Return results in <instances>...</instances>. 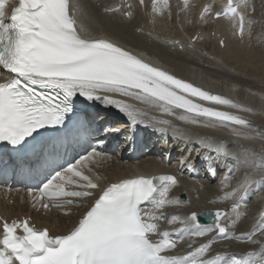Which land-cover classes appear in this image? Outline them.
<instances>
[{
	"label": "snow or ice",
	"instance_id": "1",
	"mask_svg": "<svg viewBox=\"0 0 264 264\" xmlns=\"http://www.w3.org/2000/svg\"><path fill=\"white\" fill-rule=\"evenodd\" d=\"M9 2L0 0V141L26 157V150L31 148L32 156L25 163L38 173H46L38 196L30 193L34 203L47 210L84 208L79 201L91 202L66 234L50 235L47 229L30 226L28 220L4 221L0 264H264V243L254 239L257 232L264 235V212L251 232L234 235L230 229L242 215L239 204L232 209L235 219L218 210L210 225L200 224V214L196 212L188 217L157 214L165 206L181 203L168 199V193L178 184L174 175H137L101 186V177L90 165L102 159L103 153L93 150L66 168L59 164L61 149L84 140L90 126L78 120L72 128L66 124L69 114L78 111L73 99L77 96L116 108L131 127L171 122L151 117L154 124H150L144 119L147 113L116 97H129L159 108L188 124L228 128L245 138H250L249 131H259L249 120L201 102L248 109L152 66L109 40L84 38L77 29L76 8L70 0H16L17 6L6 19ZM157 2L152 0L154 12L160 11ZM210 12L211 6L205 5L201 19ZM124 15L130 17L131 12ZM221 16L230 19L234 27L238 18L237 34L243 37L245 17L233 0H227L223 11L215 13V18ZM252 23L248 21L249 27ZM220 45L223 47L224 41ZM59 126H64L63 130ZM48 128L62 134L46 137V133L38 131ZM173 136L185 138L174 127ZM198 142L212 144L204 138ZM214 150L223 152L225 145L221 142ZM258 167L264 169V160ZM250 180L245 176L225 198L245 189ZM259 183L264 185V176ZM144 204L152 208L146 211ZM222 217L227 223L222 222ZM161 220L170 225L178 222L183 227L160 231L157 222ZM209 233L215 234L197 247L189 244L191 250L186 254H165L175 250L185 236L198 238ZM153 236L160 238L153 240ZM233 239L260 244V250L240 258L228 253L207 258L218 240Z\"/></svg>",
	"mask_w": 264,
	"mask_h": 264
},
{
	"label": "bare ground",
	"instance_id": "2",
	"mask_svg": "<svg viewBox=\"0 0 264 264\" xmlns=\"http://www.w3.org/2000/svg\"><path fill=\"white\" fill-rule=\"evenodd\" d=\"M103 1L105 3L108 2V0H103ZM130 1L132 2V5H130V9L132 11V16L128 20L124 19V17L122 16L121 23L120 22H113L114 27H117L118 28V29L115 28L114 31L112 30V35L114 37H116L117 39H119V41L117 43H115V44H117L120 47L126 49L127 51H129L130 53L136 55L137 57H139V51L136 49L137 47L138 48L139 47H144V48L147 47V49L153 48V49L158 50L160 52L161 56L167 57V58H164V60H163L166 65L162 62L163 63V66L164 67L166 66V70L167 71H170L176 77L178 76L180 78L186 79L187 82H190L189 81V78H191L190 76L195 77L197 75V73L200 72V70L203 71V72H205L207 74L206 75V78L209 77L211 74H212V76L221 77V76H217L214 73H212L213 71L222 72L221 74H225V75H230V76L233 75V76H236V74L232 73L231 71H228L229 69L227 70V69H224V68H222L220 66L221 63H219V57L218 56H224V55L230 54L232 52V48H234V49L239 48V49H243L245 51H247V50L249 51L251 49L256 51V49H260V47H262L264 49V46H263V44H264V32L261 29L257 28V25H261L263 23L262 22L259 23V22L252 21L254 23L251 24V27H249V24H248V13H247V11H248V9L250 10V8H251L250 5L252 3V0H246V2L244 0L243 1V4L241 5L242 11H243L244 16H245L244 35H243V37H240L241 40H237V41L234 40V35H235V32H236L237 24H236V27H234L233 26V23H232V21L230 19L220 18L215 23V29H214V31L216 30V39L215 40L218 42L217 35H220V37H223L224 38V42L226 43V44H224L223 48H220V47H218L217 43H215V41H211L210 40V44L213 45L214 47L216 46L215 47L216 49H213L214 50V53H216L218 55V56L216 54L214 55L216 57L215 59H212L211 56H210L211 58H209L208 56H201V55H199L200 52L198 53L196 51V49L194 47V44L191 43V41H190V39L193 37V35L198 31L197 29H200L201 32H202V35H200V37L198 38V41L201 40V38L204 35L203 31H205V30H202L199 27L201 26V23L203 24L206 16L203 19H200L201 21L197 25L198 28H196L195 30H194V28H192L195 23H193V22L191 24H188V23H189L190 19H193L195 21H196V19H198L197 16H198L201 8L205 4H208V2H206V0H204V1L202 0L200 2H198V0H185V2H180L179 0H176V2H175L176 3V7L180 9V14H179V18L180 19H179V22L185 23L183 30L186 29V31H184V32H186L185 35H188L187 41H189V43H191L193 45V47H194V49H192V50H190L188 48V45H186L185 42L180 41V43H178L177 46H171V45H168L166 43H167V41L169 42L172 39H169L168 40V38H167L166 41H160V39L158 40V38H156L154 34L153 35H148L147 32L149 31V29H147L144 26V24L142 23V20L141 19H138V16H140V8H139V6L136 5V0H130ZM216 1H217V5L216 6H221L223 4V2H224V0H216ZM258 1L259 0H257V2ZM76 2L79 5L80 2H78V1H76ZM82 2L83 3L87 2V4H90L91 3V2L89 3L88 0H81V3ZM162 2H163V0H159L157 2V7H159L161 4L165 6V4H163ZM194 2H198V4H197V6H198L197 10L198 11H195V9L192 6V4ZM128 4H129V2H128ZM172 4L174 5V2ZM98 5H100V4H98ZM168 7H170V6H168ZM102 8H103V6H102ZM167 8H165V9H167ZM162 9H163V7H162ZM171 9H172V7H171ZM172 11L175 12V10H172ZM245 12H246V14H245ZM95 14H97V13H95ZM163 14H164V12H163ZM173 15H174V13H173ZM104 16H108V15H104ZM111 16H117V14H113ZM156 16H158V14ZM172 18H173V16H172ZM174 25L176 26V23H174ZM163 26H166V25H163ZM123 27H126L127 29H130V30L129 31H126V30L123 31V29H122ZM187 27L189 29H187ZM137 29H141L140 30V33H136ZM210 29H212V28H210ZM180 32L182 33V31H180ZM180 32L177 33V34H180ZM166 35H168V33ZM183 35H184V33H183ZM262 36H263V40H261L262 39ZM177 37H178V35L175 36L173 38V40L174 39H177ZM214 37H215V35H214ZM149 38L152 39V42H150V44L148 46H146L147 44H144V43H148ZM140 40H143L142 42H144V43L140 42ZM201 41L203 42V38H202ZM201 41H199V42H201ZM171 42H173V41H171ZM197 42H196V44H197ZM131 45H134V47L131 46ZM179 45L183 46V51H180L179 50V48H178ZM213 46H212V48H213ZM173 48H175V50H173ZM263 52H264V50H263ZM180 53H183V55H185V57H182L180 55ZM154 54H157V53H154ZM188 54H190L189 57H187ZM209 54H212L211 51H210ZM191 55H195V57H194L195 59H193L191 57ZM203 55H205V54H203ZM263 55H264V53H263ZM196 58H198V59L201 60L200 66L198 65V68L197 67L196 68L195 67H192V65L198 64L199 61H200V60L199 61H196L197 60ZM176 61H183L185 63L184 64L177 65L176 63H174ZM262 61H264V60H262ZM181 66L182 67H185L186 69L185 68H182ZM171 67H173L174 69L171 68ZM191 68L196 69V71H193ZM233 71H235V70H233ZM206 90H208L211 94H218V91H219L218 88H209V87L206 88ZM118 99H120V98H118ZM241 105L246 107V105H244V104H241ZM242 106H240L242 109H246V108H244ZM99 109L102 110V108H99ZM150 109L153 110V111L156 110V108L155 107H152V106L150 107ZM233 110L235 112L239 113V114H242V113L246 112V111H240V110H237V109H233ZM141 111H143V110H141ZM151 117H153V115H151V113H147L146 119L150 121V118ZM247 118H248V116H247ZM250 119H251V117H250ZM254 121H255V119H254ZM150 123H154V122L150 121ZM251 123L253 125H255L256 129L259 130L258 132H256V131H253V132L259 133L260 137L263 138V139H261V138H259V139L264 140V131L262 129H260L255 123H253V122H251ZM180 126L181 127L175 126L174 128L179 129L180 132L183 133V134L187 133L188 130H190L189 132H190L191 135H193L197 131H200V129H207V128H209V127H203V126H194V127L193 126H183V125H180ZM217 129H219L220 130V133H222V134H225L227 132L228 133H231V134L233 133L228 128H217ZM210 130H212V129H210ZM219 130H217V131H219ZM169 132L170 133H173V127L170 128ZM247 135L249 136V133ZM239 136H243V135H239ZM211 138H213V137H211ZM255 138H257V137H255ZM177 139L178 138L177 137H174L173 134H169L166 138H164V139L161 140V142L158 144V146H156V149L154 150L153 153H148V152L144 151V152L138 154V156L136 158L131 157L129 154H127L125 152H123V153L122 152L121 153H117L116 151H112L110 149L111 148L110 146H109V148L108 147H105V146H102L100 149H94L95 151H99V152L103 153V168L101 170L98 169V172H99V175L98 176L101 177L99 183L101 184V186H103V185H105L107 183L115 182V181H117V180H119L121 178H130V177H133V176H137V175L132 174V170L134 168H137L139 170H144V171L147 170L148 172H153V171H159V170H162L164 168H169V167H172L173 166V167L176 168V170L178 172H180V177L178 178L179 181H178V184L175 187H177V188L187 187V188H189V189L192 190V189H194L195 186L190 182V181H192L190 178H194L196 182L198 181L197 169H196V165L197 164L204 162L205 169L207 168L208 172H210V174H208V177H210V182H209V185H210V183H214V181H216V179L223 181L224 174L221 173L218 176V171L220 170L221 167H222V170H224V169H227L228 170V168H230L231 165H233V163H236L237 162V161L234 162V160H231V159H229V160H222L217 165L216 169H214V168L213 169H210V166L208 165V161H206L204 159L202 153H200V155H202V156H195V159L196 160L194 162V165L191 168H185V166L187 165V163L184 162L183 163V166L181 164V162H182V156L185 154L184 148L183 147H177V146L172 148L173 144L176 143ZM227 139L230 140V138H227ZM242 139H243V141L242 140H237V139L233 140L231 142V144H230V147H229V150H231V151L233 150L238 156H241V157H243L244 155H246V153H244V150H247V149H244V147H245L244 145L249 144V143H246V142H250L252 140H257V139H252V140L250 139V141H249L248 139H245L244 137ZM168 140L169 141H171V140L173 141V144L170 143V145H168V146H170V148H172L171 149L172 155H171L170 152L168 153V151L166 149V147H167L166 143L168 142ZM251 143L252 144L249 145L250 147L249 146L248 147L250 149H252V150H256V148H253V147H257V146L255 144H253V142H251ZM158 150L161 151V153H162L163 156H166L163 153V152L166 151L167 157L165 159H167L168 162H163L161 160V157H158V156L155 155ZM261 150L258 149V151H254L253 152V153H256L257 155L254 156L252 154L251 155V158H250L251 161L252 160H255V161H257V163H260L262 160H264V150L263 151H261ZM224 152H227V151H224ZM208 155L210 156L211 154H206V156H208ZM174 158H177L176 159L177 160L176 162H178V163H173ZM258 165H260V164H258ZM238 166H245V167H247L246 168L247 171H249L252 168V166H250V164H238ZM105 169H106V171L103 172V170H105ZM233 169L234 168H232L231 171H233ZM257 169L260 170V171H258V170L257 171L260 172L261 174L259 176H258V174L256 175L259 178L255 182H254V179H252V177H251L252 183L250 181V183H251L250 187H255V188H257V189L260 190V189H263V188H260L259 187V185H260L259 181H260L261 177L264 176V170L262 168L258 167V166H257ZM254 172L256 173V171H254ZM201 176L202 175L200 173L199 174V178ZM214 176L216 178H214ZM205 182H206V179H205ZM263 190H262V192H264ZM210 191L213 194L212 197H217L222 192L221 190H218L215 187H211L210 188ZM247 192H250V189H248ZM198 195H200V194H198ZM251 197H252V195L249 196V199ZM89 201H90V199L89 200H84V201H79V203L84 204L85 207H86V205L88 204ZM206 203H208V202H206V200H201L198 197V200H196L195 202L192 203V206L193 207H192L191 212L189 213V216L193 212H197V211H199L201 209H207V208H223V209L226 210V205L219 204L218 202L212 201L209 204H206ZM189 205H190V203L188 204V206ZM188 206H184V207H188ZM84 208L70 207V208H67V211L70 212L71 215L58 214L57 215V218H56V221L59 223L58 224V229L59 230H63L65 228L69 227L72 224L73 220L78 215V213L81 210H83ZM6 209H7V207H6L5 204H0V210H2L3 213H5V214H12V215L16 213V210L15 209H14V212H12V213L6 212ZM231 210H232V208H231ZM242 210H240V211H242ZM231 213H232V211H231ZM226 214H227V211H226ZM42 219L43 220H48L50 218H49L48 215H45L44 218H42ZM54 221L55 220L52 219V223H54ZM222 222L223 223H227V221L225 219H222ZM239 224H244V223L242 221V223H239ZM245 225H247V221H246V224ZM54 227H55L54 224H51L50 225V228L53 229ZM242 227H243V225H242ZM243 228H245V227H243ZM236 229H235V231L233 230L234 231L233 234L236 232ZM240 229H238V230H240ZM164 231H168V230L165 228ZM221 254H222V251H221ZM236 256L238 258L242 257V255H240V254L239 255H236Z\"/></svg>",
	"mask_w": 264,
	"mask_h": 264
},
{
	"label": "rangeland",
	"instance_id": "3",
	"mask_svg": "<svg viewBox=\"0 0 264 264\" xmlns=\"http://www.w3.org/2000/svg\"><path fill=\"white\" fill-rule=\"evenodd\" d=\"M92 0H88V2L90 3ZM95 1V2H94ZM111 0H108V2H110ZM150 1V0H149ZM200 1H202V0H198V2H200ZM102 2V3H101ZM107 2V3H108ZM127 2H129V4L130 5H132V2L130 1V0H128ZM174 1L173 0H167V4L168 5H166V6H164V5H162V7H163V9H162V7L161 8H159L160 9V11H158V13H155V15H154V17L158 14V23L157 24H155L153 21H152V23H151V26H152V28H151V31L149 32V33H153L154 35H155V37L156 38H158V40L160 39V41H162V40H165V39H170V38H172V40H170V41H173L172 42V44L171 43H168V41H167V43L166 44H168V45H171V46H177L178 45V43L177 44H174V41L175 40H179V43H180V41H181V38L178 36L177 37V39H174L173 40V37H175L176 35H177V33H179L180 32V30L178 31L177 30V28H176V26L174 25V23H177L175 20H176V16H174L175 15V12L174 11H172V10H175V2H174V5L172 4ZM198 2H197V4H198ZM207 2V1H206ZM211 2V1H210ZM259 2V3H258ZM257 2V0H252V3H251V8H250V10L248 9V11H247V13H248V21H254V22H262L263 24H261V25H257V28H259V29H261L263 32H264V0H259ZM95 3V4H94ZM105 2L103 1V0H101V1H98V0H93L90 4H92V5H94V6H97V10L95 11V13H97L98 11H100L101 9H102V6H103V4H104ZM261 3V4H260ZM81 4H83V2L81 3H79V5H81ZM98 4H100V5H98ZM148 4H149V2H148ZM163 4H164V2H163ZM261 6H260V5ZM136 5L138 6V4H137V2H136ZM196 5V2H194L193 4H192V6H193V8H194V6ZM207 5H210L211 6V8L214 10V8L216 7V5H217V1L216 0H214L213 1V3L211 4V3H209L208 2V4ZM168 6H170V7H168ZM168 7V8H167ZM171 7H172V9H171ZM153 8V7H152ZM165 8H167V9H165ZM166 11H165V10ZM164 10V11H163ZM168 10V11H167ZM172 11V12H171ZM163 12H164V14H163ZM170 13V14H169ZM173 13H174V15H173ZM168 15V16H167ZM132 16V15H131ZM141 16V15H140ZM138 16V19H141V20H143V16ZM172 16H173V18H172ZM205 16H206V18H205V20H204V22H203V24L201 23V26H202V28L203 29H207L208 27H210L211 26V24H213L214 25V28H212V29H210L209 28V32L208 31H203V33H204V35H203V42L201 41L202 40V38H201V40H199V41H201V42H199L198 40V42L197 41H195L193 44H195V45H197L198 46V50H197V52L199 53L200 52V54L199 55H201V56H208V57H212V59H215L216 57L214 56L216 53H214V50L213 49H216L213 45H211L210 44V42H208L207 40H206V37H207V34H211L210 32H212L214 29H215V23L217 22V20L218 19H216V20H213L212 18H211V14L209 15V16H207V13L205 14ZM204 16V17H205ZM251 16V17H250ZM107 17H109L110 19L112 18V17H116V20H113V22H120L121 23V18H122V16H102V20H107ZM106 18V19H105ZM174 21H173V20ZM189 20V19H188ZM193 19H190V21H189V23L188 24H191L192 22L194 23V21H192ZM170 22V23H169ZM253 22V23H254ZM163 23V24H162ZM209 23V24H208ZM163 25H166V26H163ZM171 26V27H170ZM132 27V26H131ZM173 27V28H172ZM115 28H117V27H114V25L112 24V30L114 31L115 30ZM192 28H194V27H192ZM118 29V28H117ZM123 29V31L124 30H126V31H129L130 29H127L126 27H123L122 28ZM148 29V28H147ZM177 31H176V30ZM187 29H189L188 27H187ZM202 29V30H203ZM182 31V30H181ZM184 31H186V29H184L183 31H182V33L180 32V34H181V36L182 37H184L185 36V33L186 32H184ZM136 33H137V31H136ZM158 33V34H157ZM168 33V35H166ZM183 33H184V35H183ZM163 34V35H162ZM253 35V34H252ZM168 36V37H167ZM144 37V36H143ZM146 37V36H145ZM149 40L152 42V39H150L149 38ZM184 40V39H183ZM205 40L208 42H205ZM261 40H263V36H262V39ZM143 40H140V42H142ZM166 41V40H165ZM196 42H197V44H196ZM142 43H144V42H142ZM144 44H147L146 46H148L150 43H144ZM224 44H226L225 42H224ZM186 45H188L189 46V41H187L186 40ZM131 46H133L134 47V45H131ZM212 46H213V48H212ZM263 46H264V44H263ZM138 51H142L143 49H140V48H136ZM145 49H147V47L145 48ZM263 48L262 47H260V49H256V51L255 50H247V51H245V50H243V49H239V48H236V49H234V48H232V52L230 53V54H228V55H224V56H218L217 54V56L219 57V63H221L220 64V66L222 67V68H224V69H229L228 71H231V72H236V74L238 75V76H240V78L242 79V80H244L245 82H247V83H249V84H252L253 86H257V87H259V88H261L263 91H264V61H262V60H264V55H263V50H262ZM210 51H211V53L212 54H209L210 53ZM209 52V53H208ZM257 52V53H256ZM203 54H205V55H203ZM251 54V55H250ZM259 54V55H258ZM180 55L182 56V57H185V55H183V53H180ZM261 55V56H260ZM190 56V54H188L187 55V57H189ZM177 57V56H176ZM191 57L193 58V59H195L194 57H195V55H191ZM210 57V58H211ZM214 57V58H213ZM263 58V59H262ZM197 60L196 61H199L200 59H198V58H196ZM262 59V60H261ZM221 61V62H220ZM239 62V63H238ZM198 63V62H197ZM200 63H201V60L199 61V63L198 64H195V65H192V67H197L198 68V65L200 66ZM197 65V66H196ZM236 65V66H235ZM202 68V67H201ZM193 71H196V69H194V68H191ZM233 70H235V71H233ZM201 71V70H200ZM212 73H214L215 75H217V76H223V75H225V74H221L222 72H218V71H213ZM210 77H212V78H217L216 76H212V75H210ZM217 81H221L222 82V79H218L217 78ZM263 91H257V93H259V94H263L264 92ZM155 111H157V108H156V110ZM249 112V113H248ZM248 112H244V113H242L243 115V117L245 118V119H248V120H250V121H253L260 129H262L263 131H264V117H261V116H257L255 113L256 112H254V111H248ZM254 112V113H253ZM248 113V114H247ZM258 114V113H257ZM245 115V116H244ZM248 116V118H247V116ZM251 117V119H250V117ZM254 119H255V121H254ZM261 123V124H260ZM212 131V132H211ZM197 132H199V131H197ZM205 132L206 133H214V134H217V133H219V131H217V130H210L209 128H207L206 130H205ZM204 132V133H205ZM249 133V136L248 137H250V138H245V136L243 135V137L245 138V139H248L249 141H250V139L252 140V139H257V140H252V141H250V142H253V143H256L257 141V145L259 146V150H261L262 148V150L261 151H263L264 150V140H261V139H263L262 137H260V135H259V133H253L252 131H249L248 132ZM247 133V134H248ZM257 135V136H256ZM259 135V136H258ZM203 138H205L206 137V135H203L202 136ZM253 137V138H252ZM255 137H257V138H255ZM211 138V137H210ZM210 138L208 137V138H206L205 140H210ZM259 138H261V139H259ZM212 139V138H211ZM178 140V139H177ZM228 140V139H227ZM230 141V143H229V145L231 144V142L233 141V140H229ZM260 141V142H259ZM243 144V143H242ZM245 147H244V149H247V150H244V153H246V156H247V163H244V164H250V166H252V168L249 170L250 172H246L245 170H247L246 168L247 167H245V166H238V164H240V160L239 161H237V164L236 163H233V165H231V167L230 168H228V170L227 169H224V170H222V167L220 168V170L218 171V176L222 173V172H226V176H230L231 174H233L232 175V177L229 179V180H227V178L226 177H224V179H223V181H221V180H217V181H220L219 183H210V185H209V182H210V177H208V174H210V172H208V170H207V168L205 169V166H204V169H201V163H199V164H197L196 165V169H197V176H198V180L199 179H202L203 178V183H202V188L205 190V192L210 196H212L213 194L211 193V191H210V188L211 187H215V188H217L218 190H222V182H223V184H224V188H223V191H224V195H223V198H225V194L226 193H230V192H233L232 191V187H233V184L234 183H236V178H238V180H239V178L241 177V178H244L245 176H251V174H253V176L255 177V178H257V180H258V176L261 174L260 172H258V171H260V170H258L257 169V166H258V164H260V163H257V161H255V160H252L251 161V155L253 154V152L255 151V150H252V149H250L248 146H246V145H244ZM261 146V147H260ZM261 148V149H260ZM231 151V150H230ZM201 153H202V155H203V157H204V159H206V157L204 156V155H206L207 154V152H206V150L203 148V149H201ZM156 156H158V157H162L163 155H162V153H161V151L160 150H158L157 151V153L155 154ZM209 156V155H208ZM242 159V158H241ZM205 161V160H204ZM244 161H246V160H244ZM235 162V161H234ZM204 163V162H203ZM235 165L238 167V168H240L237 172H234V171H231L232 170V168H234L235 167ZM233 166V167H232ZM192 167V166H191ZM106 168V167H105ZM185 168H189L187 165L185 166ZM244 169V170H243ZM193 170V169H192ZM258 170V171H257ZM262 170V169H261ZM264 170V169H263ZM106 171V169L105 170H103V172H105ZM235 171H236V169H235ZM254 171H256V173L254 172ZM258 172V173H257ZM201 173V177L199 178V174ZM258 174V176H256ZM225 175V174H224ZM208 177V178H207ZM251 178V177H250ZM192 181H195V179L194 178H190ZM205 179H206V182H205ZM252 179H254L253 177H252ZM252 179L250 180L251 181V183H252ZM256 181V180H255ZM254 181V182H255ZM191 182V181H190ZM196 182V181H195ZM251 183H249V185H251ZM264 189V188H263ZM263 189H260V190H255V196H257V197H259L260 195H262V193H264V192H262V190ZM248 190V189H247ZM247 190H245L244 192L247 194ZM259 191V192H258ZM264 191V190H263ZM197 193V192H196ZM258 193V194H257ZM203 194H201V195H199V198L201 199V200H206V198H208V197H204V195L202 196ZM260 198H264V196L263 197H260ZM227 199V198H226ZM240 203V204H239ZM237 202V203H234V204H231L230 206H229V211L231 212L232 210H231V208L233 209V207H234V205L235 204H239V211L240 210H242V211H240L241 213H242V215H241V217H240V219L237 221V223L235 224V226L232 228L234 231H235V229H236V232L234 233V235H240L241 233H246V232H251L252 230H253V227H254V225H256L257 224V222H258V220H259V218H260V213L261 212H264V208L263 209H261L260 208V202L259 201H257L256 203H259V204H253V199L252 200H250V201H248V202ZM206 204H209V203H206ZM243 205V206H242ZM254 206V207H253ZM244 211V212H243ZM244 213V214H243ZM232 214H233V212H232ZM243 216V217H242ZM235 217V216H234ZM243 218V219H242ZM235 219V218H234ZM249 221H248V220ZM252 222H251V221ZM242 221H243V223L244 224H239V223H242ZM246 221H247V225H245L246 224ZM250 223V224H249ZM239 225V226H238ZM242 225H243V227H245V228H243L242 227ZM245 225V226H244ZM238 226V227H237ZM242 230H241V229ZM238 229H240V230H238ZM245 229V230H244ZM238 230V231H237ZM233 231V232H234ZM256 234H259L260 236H263V235H261V233L260 232H257ZM203 241L204 242H206L207 241V237H203V238H200V239H197V240H195L194 242H192V247L194 248V247H197V246H199V244L200 243H203ZM245 243L247 242V241H244ZM262 242H264V238L262 239ZM216 244H217V242L215 243V244H213L212 245V248H211V250L216 246ZM260 245V244H259Z\"/></svg>",
	"mask_w": 264,
	"mask_h": 264
},
{
	"label": "water",
	"instance_id": "4",
	"mask_svg": "<svg viewBox=\"0 0 264 264\" xmlns=\"http://www.w3.org/2000/svg\"><path fill=\"white\" fill-rule=\"evenodd\" d=\"M181 200H183V201H185L186 200V198H185V196H182L181 197ZM200 214V222H203L204 221V219L206 218V217H210V216H212L211 215V212H201V213H199Z\"/></svg>",
	"mask_w": 264,
	"mask_h": 264
}]
</instances>
